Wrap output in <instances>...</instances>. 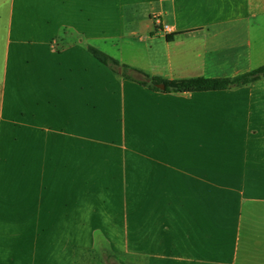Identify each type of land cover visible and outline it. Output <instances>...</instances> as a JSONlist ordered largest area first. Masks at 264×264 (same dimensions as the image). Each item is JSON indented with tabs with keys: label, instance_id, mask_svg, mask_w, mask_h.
Returning a JSON list of instances; mask_svg holds the SVG:
<instances>
[{
	"label": "crops",
	"instance_id": "1",
	"mask_svg": "<svg viewBox=\"0 0 264 264\" xmlns=\"http://www.w3.org/2000/svg\"><path fill=\"white\" fill-rule=\"evenodd\" d=\"M91 49L235 78L264 0H0V264H264V78L156 91Z\"/></svg>",
	"mask_w": 264,
	"mask_h": 264
},
{
	"label": "trees",
	"instance_id": "2",
	"mask_svg": "<svg viewBox=\"0 0 264 264\" xmlns=\"http://www.w3.org/2000/svg\"><path fill=\"white\" fill-rule=\"evenodd\" d=\"M92 54L103 64L109 66L117 73H122L125 78L137 79L132 75L136 73L141 79L138 81L148 86L153 90L160 91L157 87L158 84H164L166 86L165 92H196V91H212V90H225L232 87H240L247 85L256 80L264 78V66L255 69L251 72L243 74L235 78H224V79H204V78H192V79H181V80H164L156 77H151L147 73H144L138 69L131 68L127 65H122L118 60L106 55L105 53L91 49Z\"/></svg>",
	"mask_w": 264,
	"mask_h": 264
},
{
	"label": "rangeland",
	"instance_id": "3",
	"mask_svg": "<svg viewBox=\"0 0 264 264\" xmlns=\"http://www.w3.org/2000/svg\"><path fill=\"white\" fill-rule=\"evenodd\" d=\"M102 30V29H101ZM85 259L81 261V264H145L144 260L140 258H126L124 261H116L109 258V255L98 254L93 251H87L84 253Z\"/></svg>",
	"mask_w": 264,
	"mask_h": 264
},
{
	"label": "built area",
	"instance_id": "4",
	"mask_svg": "<svg viewBox=\"0 0 264 264\" xmlns=\"http://www.w3.org/2000/svg\"><path fill=\"white\" fill-rule=\"evenodd\" d=\"M164 31L166 33H171L172 32V28L169 25H164Z\"/></svg>",
	"mask_w": 264,
	"mask_h": 264
},
{
	"label": "water",
	"instance_id": "5",
	"mask_svg": "<svg viewBox=\"0 0 264 264\" xmlns=\"http://www.w3.org/2000/svg\"><path fill=\"white\" fill-rule=\"evenodd\" d=\"M157 87L161 90H164L166 88L164 84H158Z\"/></svg>",
	"mask_w": 264,
	"mask_h": 264
}]
</instances>
